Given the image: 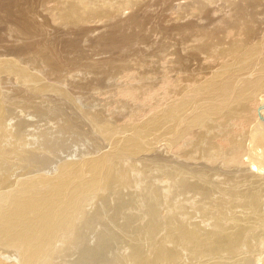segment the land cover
I'll return each mask as SVG.
<instances>
[{
  "label": "rangeland",
  "instance_id": "1",
  "mask_svg": "<svg viewBox=\"0 0 264 264\" xmlns=\"http://www.w3.org/2000/svg\"><path fill=\"white\" fill-rule=\"evenodd\" d=\"M89 1L117 3L113 17H91L82 23L64 21L62 12L68 4L84 8L87 0H0V62L3 66L5 60L10 63L0 67V103L4 109L0 116V211L10 206L19 191L41 189L63 175L88 177L84 162L102 156L113 162L114 173L121 168L127 172L128 183L114 179L112 183H116L104 193L81 200L84 203L87 198L84 205L81 203L80 219L66 225L74 229L75 240L67 243L61 236L56 238L54 264H155L159 247H174L166 237L174 230L170 210L175 195L173 185L161 172L165 166L175 161L190 164L213 181L227 174L241 181L239 191H244V184L252 185V176L245 179L250 174L249 165L227 164L225 157L214 163L205 158L185 161L171 146L169 131L153 129L160 107L166 103L170 107L173 99L185 93L190 81L242 65H226L201 53L196 48L198 41L179 35L178 23L223 31L225 45L238 37L218 24L234 18L226 14L229 6L225 0H129L135 3L126 9V0ZM201 2L205 8L200 13L194 8ZM242 2L250 6L251 0ZM260 9H252L256 13L249 17L264 27ZM179 13L185 14L180 21L176 18ZM129 15L134 18H127ZM115 37L122 42L112 44ZM263 55L264 50L253 61L260 63ZM263 92L257 95L260 101ZM201 101L187 104L185 113L200 112L196 108ZM104 125L113 132H105ZM252 125L237 121L229 128L235 135L247 136ZM137 133H146L139 137L143 151H116ZM205 137L210 134L205 133ZM212 142L227 150L221 138L213 137ZM66 163L69 165L60 172ZM192 208L189 203L191 222L195 221L202 234L212 232V220L206 222ZM248 220L243 224L254 226ZM258 237L251 240L253 253H246L250 260L243 259L242 264H257L264 256V245L256 242ZM17 250L0 240V264H23ZM201 260L190 264H215L214 259Z\"/></svg>",
  "mask_w": 264,
  "mask_h": 264
},
{
  "label": "bare ground",
  "instance_id": "2",
  "mask_svg": "<svg viewBox=\"0 0 264 264\" xmlns=\"http://www.w3.org/2000/svg\"><path fill=\"white\" fill-rule=\"evenodd\" d=\"M127 1L129 0H126V3L123 2L125 4L123 9L135 3V1ZM242 1L244 0H225L229 6V13L227 11L226 14L234 20H224L218 25L222 26L220 29H229L235 37H238L225 45L222 39L223 31H209L206 26L193 29L178 23L179 27L177 26L176 29L179 30V35L185 40L190 38V41H198L199 47L196 48L201 53L213 56L226 65H230L228 63L242 65L236 69L211 72L212 74L204 80L190 81L185 93H182L180 98L177 95L178 98L170 102V107H168L169 103L160 107V113L153 121V129L169 131L172 135L171 143L173 142L171 146L174 145L176 155L185 161L205 158L214 163L220 157H225L227 164L234 162L237 165H249L250 174H246L245 179L252 176V185L244 184V191H239L241 181L238 182L234 177L224 174L225 176L218 181H213L209 175L206 178L200 168L177 161L171 165L172 167L168 166L170 168L165 166V172L160 169L174 189L172 194L175 195V201L170 210L174 215L172 223L174 230L166 236L168 241L173 242L174 247L172 249L159 247L156 261L153 259L157 264H190L193 260L201 262L203 259L204 262V258L214 259L215 264H242L243 259L246 262L250 260L246 253L255 249L254 241H252L254 246L251 245L252 239L255 240L259 236V240H256V242L259 241L257 244L264 245V234L262 235L264 232V201L262 199L264 197V98L262 101L257 99V95H260L258 93L264 91V55L260 63L253 61L264 50V27L259 26L249 17L256 13L252 9L262 7L260 10L264 12V2L251 0L248 6ZM193 4L195 5V2ZM202 4L203 2L194 9L200 13L203 12L205 6ZM114 5L107 3L98 5L87 0L86 6L79 8L76 4L70 3L67 7L65 6V9L62 7L64 9L62 17L64 21L71 23H82L91 17L102 20L111 19L115 12H113ZM184 15L179 13L176 18L180 21ZM191 24L190 26H193ZM124 37L126 36H122ZM126 38L128 39V36ZM116 42L119 44L122 41L117 39L112 44H117ZM5 62L7 61H4V66L0 62V67L10 64ZM23 76L29 77L24 73ZM198 98L203 100L196 108L200 109V112L187 115L185 113L187 104L199 100ZM2 110H4L3 105L0 103L1 117ZM237 121L253 123L249 127L247 136L235 135L231 131L229 127ZM103 128L105 132H113L110 126L104 125ZM216 128H219L220 132H216ZM146 133L135 134L128 145L121 146L116 151L121 154L143 151L144 147L139 141L141 142L140 138L142 135L146 136ZM205 133H209L210 137L206 138ZM213 137L221 138L226 143L227 150L213 144ZM244 155L248 157L243 159ZM101 157L84 162L83 165H86L90 173L88 177L82 175L74 179L66 175L59 176L60 172L63 173L64 168L69 165L63 164L57 179H51L49 183L46 181L45 183L48 184L41 189L39 187L34 191H19L20 194L11 200L10 206L0 211V240L18 249L23 264H54L53 243L56 238L61 236L67 243H73L75 240L74 229L66 225L72 224L81 217L80 210L82 211L83 208L81 205H84L87 198L84 203L82 199L87 195L99 194L100 191L104 193L111 188L110 184L113 186L116 183V181L112 183L114 179L121 180L123 184L127 180L126 183H128L127 172H124L123 168L120 172L114 169L118 170L116 174L117 172L113 171V162ZM0 158L3 160V156ZM165 162L161 163L165 164ZM169 185L167 186L170 190L172 188ZM189 203L197 211L195 213H201L203 220L206 222L212 220V224L209 222L214 228L210 230L212 232L205 233L207 232L205 231V234H202L203 231H199L195 221L191 222ZM240 212L243 214L241 215ZM195 213L193 212V217L196 216ZM247 219L252 220L250 222L254 226L243 224V220L246 222ZM259 263L264 264V256L257 262Z\"/></svg>",
  "mask_w": 264,
  "mask_h": 264
}]
</instances>
